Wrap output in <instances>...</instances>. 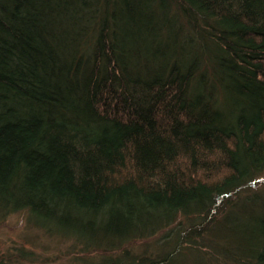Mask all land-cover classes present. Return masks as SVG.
Masks as SVG:
<instances>
[{
	"label": "trees",
	"instance_id": "obj_1",
	"mask_svg": "<svg viewBox=\"0 0 264 264\" xmlns=\"http://www.w3.org/2000/svg\"><path fill=\"white\" fill-rule=\"evenodd\" d=\"M262 178L264 0H0V218L67 264H264Z\"/></svg>",
	"mask_w": 264,
	"mask_h": 264
},
{
	"label": "rangeland",
	"instance_id": "obj_2",
	"mask_svg": "<svg viewBox=\"0 0 264 264\" xmlns=\"http://www.w3.org/2000/svg\"><path fill=\"white\" fill-rule=\"evenodd\" d=\"M256 182L257 188L264 187V178L257 179ZM22 246L32 251L31 258L16 259ZM74 250L68 241L44 234L29 225L23 214L0 218V254L12 253L16 264H67L73 257L78 256ZM103 256L102 253H94L89 258L99 264Z\"/></svg>",
	"mask_w": 264,
	"mask_h": 264
}]
</instances>
